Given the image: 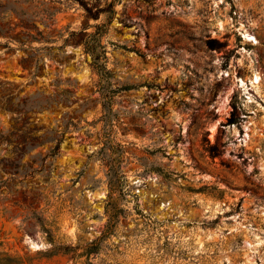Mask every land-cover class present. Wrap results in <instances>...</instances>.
Returning a JSON list of instances; mask_svg holds the SVG:
<instances>
[{
    "label": "rangeland",
    "instance_id": "rangeland-1",
    "mask_svg": "<svg viewBox=\"0 0 264 264\" xmlns=\"http://www.w3.org/2000/svg\"><path fill=\"white\" fill-rule=\"evenodd\" d=\"M114 1L0 0V259L264 264V0Z\"/></svg>",
    "mask_w": 264,
    "mask_h": 264
},
{
    "label": "trees",
    "instance_id": "trees-1",
    "mask_svg": "<svg viewBox=\"0 0 264 264\" xmlns=\"http://www.w3.org/2000/svg\"><path fill=\"white\" fill-rule=\"evenodd\" d=\"M78 1L84 6V8L87 11L88 15L90 17L95 18V19L99 18L101 13H105L106 17H107V20H110L112 14L115 13V5L116 4H115L114 0L111 1V2H108L106 4V6H104V7H93L85 0H78ZM105 26H106V23H103L101 25H97L96 26V28H97L96 32L88 34V37H86L84 39L85 51L92 55V58H93L92 66L94 67V69H96L98 71V73H101V68H100V65H99V63L97 61L98 58L100 57L99 56L100 54L97 53V48H98L97 42L100 39L101 35L106 32ZM103 68H104L105 72L108 73V70L106 69V67H103ZM125 89H128V87H125ZM108 103H110V101H108V100L104 101V108L105 109L107 107H110L108 105H111V104H108ZM60 142H61V140L57 141L55 147L51 149L50 155L57 154L58 149L60 147ZM109 183H110L111 193H113V189L115 188L116 184L113 182L112 177H110ZM13 262H15V259H13L9 255H5L2 259H0V264H10V263H13Z\"/></svg>",
    "mask_w": 264,
    "mask_h": 264
},
{
    "label": "bare ground",
    "instance_id": "bare-ground-1",
    "mask_svg": "<svg viewBox=\"0 0 264 264\" xmlns=\"http://www.w3.org/2000/svg\"><path fill=\"white\" fill-rule=\"evenodd\" d=\"M246 37H251L250 34H246ZM248 39H252V38H248ZM241 82V85H245V81L243 79L238 80ZM260 81V76L256 75L255 79L253 80L254 83H258Z\"/></svg>",
    "mask_w": 264,
    "mask_h": 264
}]
</instances>
